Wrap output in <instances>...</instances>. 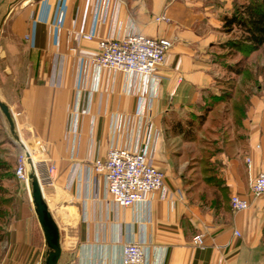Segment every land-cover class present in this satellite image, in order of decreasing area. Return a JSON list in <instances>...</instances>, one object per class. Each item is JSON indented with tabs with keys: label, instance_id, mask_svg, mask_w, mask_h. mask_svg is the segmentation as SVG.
<instances>
[{
	"label": "crops",
	"instance_id": "1",
	"mask_svg": "<svg viewBox=\"0 0 264 264\" xmlns=\"http://www.w3.org/2000/svg\"><path fill=\"white\" fill-rule=\"evenodd\" d=\"M233 1L0 0V101L14 122L12 132L0 110V156L15 162L23 143L37 165L60 231L56 264H117L130 240L142 242L146 264H264V195L249 188L264 167L263 101L251 97L239 129L228 114L215 128L214 178L202 171V145L177 127L229 77L216 54ZM163 14L167 21L155 19ZM131 32L172 42L156 78L90 62L98 38ZM188 144L198 154L189 165ZM111 146L145 148L164 172L162 190L131 206L110 202L92 162ZM50 163L57 171L48 178ZM0 181V264H39L47 246L29 190L13 174ZM232 194L249 207L233 210Z\"/></svg>",
	"mask_w": 264,
	"mask_h": 264
},
{
	"label": "built area",
	"instance_id": "2",
	"mask_svg": "<svg viewBox=\"0 0 264 264\" xmlns=\"http://www.w3.org/2000/svg\"><path fill=\"white\" fill-rule=\"evenodd\" d=\"M155 19L168 20L164 14L156 16ZM60 20L61 12L58 14V21ZM80 36L86 40L93 38L92 34L81 33ZM96 45L97 50L89 59L96 67L106 69L108 72L156 78V70L164 62L172 42L167 38L149 37L131 32L117 37L98 38ZM69 50L71 53H76L75 47H70ZM27 156V149L22 143L14 174L29 190V170L35 172L39 183L40 177L35 162H31L27 169ZM92 168L103 176L108 200L117 206L126 207L144 201L149 192L163 188L164 172L151 161L145 148L129 149L111 146L104 158L93 160ZM45 171L47 177L51 178L57 171L56 165L50 163ZM249 188L254 196L264 195V167L250 179ZM162 194L165 195V192L163 191ZM178 194L180 195V192ZM229 203L235 211L245 210L250 205L249 199L239 194H232ZM235 232L239 234L238 230ZM193 242L202 246V235L196 234ZM145 261L142 242L130 240L122 245L121 257L117 264H146Z\"/></svg>",
	"mask_w": 264,
	"mask_h": 264
},
{
	"label": "trees",
	"instance_id": "3",
	"mask_svg": "<svg viewBox=\"0 0 264 264\" xmlns=\"http://www.w3.org/2000/svg\"><path fill=\"white\" fill-rule=\"evenodd\" d=\"M221 22L220 30L228 36L218 44L219 52L216 58L231 76L215 84L218 94L211 92L209 99L197 113H189L182 123H177L178 131L184 139L202 145L199 160L202 162L203 173L211 178L216 176V166L209 159L218 148L214 137L207 138V134L214 135L212 133L215 128L207 125L217 124V127H225V116L228 114L229 125L239 129L246 117L251 97L261 89L264 64L252 65V59L255 54L264 50V0H234L231 12L223 15ZM197 130L201 131L202 135H199ZM212 144L215 148L210 151L208 146ZM2 153L0 151V154ZM12 174L15 175L10 159L0 156V177ZM216 181L218 182V179ZM219 185L223 190L227 189L222 181ZM3 190L0 181V196ZM2 202L0 197V205Z\"/></svg>",
	"mask_w": 264,
	"mask_h": 264
},
{
	"label": "water",
	"instance_id": "4",
	"mask_svg": "<svg viewBox=\"0 0 264 264\" xmlns=\"http://www.w3.org/2000/svg\"><path fill=\"white\" fill-rule=\"evenodd\" d=\"M0 110L6 117L10 129L14 131V122L8 106L0 101ZM31 163V161H29ZM29 179V194L32 205L38 220V223L42 229L44 242L47 246V250L39 264H56L61 254L60 244V231L53 219L46 201L43 198L42 190L39 180L35 172L30 169L28 172Z\"/></svg>",
	"mask_w": 264,
	"mask_h": 264
},
{
	"label": "rangeland",
	"instance_id": "5",
	"mask_svg": "<svg viewBox=\"0 0 264 264\" xmlns=\"http://www.w3.org/2000/svg\"><path fill=\"white\" fill-rule=\"evenodd\" d=\"M234 33H237L236 31H234ZM228 35H226L227 37ZM224 37V38H226ZM253 62H252V65L256 64V63H259V64H264V50L263 51H260L259 53L255 54V56L253 57ZM264 75V74H263ZM228 76H231V74L229 73ZM255 95L258 96L259 99H261L263 101V104H264V77H263V81H262V84H261V89L258 93H256ZM208 127H214L216 128L218 125L217 124H209L207 125ZM214 136L216 135H209L207 134V138L211 139L213 138ZM217 137V136H216ZM196 146V145H195ZM194 145H187V148H186V152L184 153V158L186 159V162L187 164L189 165L191 162H194V160H192L191 158L193 156H196V152H197V148L195 147ZM210 147L209 150L211 151L213 148H215V145H210L208 146ZM20 153V152H19ZM18 153V154H19ZM30 153V152H29ZM18 154L16 156V159H15V162H13V158L10 159L11 163H12V166L16 165V162H17V158H18ZM198 155V154H197ZM15 167V166H14ZM37 170H38V167H37Z\"/></svg>",
	"mask_w": 264,
	"mask_h": 264
},
{
	"label": "bare ground",
	"instance_id": "6",
	"mask_svg": "<svg viewBox=\"0 0 264 264\" xmlns=\"http://www.w3.org/2000/svg\"><path fill=\"white\" fill-rule=\"evenodd\" d=\"M26 147V146H25ZM26 149H27V147H26ZM27 152H28V156L26 157V164H27V169H29V166H30V163H29V159H30V157H29V150L27 149Z\"/></svg>",
	"mask_w": 264,
	"mask_h": 264
}]
</instances>
